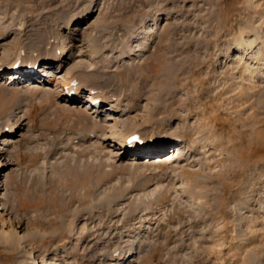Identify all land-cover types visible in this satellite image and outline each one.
Here are the masks:
<instances>
[{
  "label": "rangeland",
  "instance_id": "1",
  "mask_svg": "<svg viewBox=\"0 0 264 264\" xmlns=\"http://www.w3.org/2000/svg\"><path fill=\"white\" fill-rule=\"evenodd\" d=\"M51 1L0 0V264H264V0Z\"/></svg>",
  "mask_w": 264,
  "mask_h": 264
},
{
  "label": "bare ground",
  "instance_id": "2",
  "mask_svg": "<svg viewBox=\"0 0 264 264\" xmlns=\"http://www.w3.org/2000/svg\"><path fill=\"white\" fill-rule=\"evenodd\" d=\"M54 1V0H52ZM52 1L50 3H52ZM49 4V3H48ZM53 4V3H52ZM70 5V4H69ZM40 16L43 17V15L40 14ZM30 26H34L33 24H30L29 27L27 25V28L24 29V33H25V37L27 40H31L32 42H37L36 44H38V46L34 47V48H31V52L34 53V51L38 52L39 55L41 56V59H47L46 56H45V52H44V46H45V43H46V46H45V49L48 47V44H50V42L48 41L47 43V40H46V37L44 36V34L41 32H37L36 31L34 32V36H32L31 34L28 35V33L30 32L31 28ZM34 29V28H33ZM34 31V30H32ZM48 32V31H47ZM45 33V32H44ZM46 36H47V33H46ZM52 37V36H51ZM34 44V43H33ZM40 44H43L44 46L40 45ZM22 48V47H21ZM64 53V52H63ZM53 56H49L47 61H50V60H55V61H60L62 59V57H60L58 54H57V51H55V53H52ZM18 63V65H17ZM10 65L8 68H12L13 66H19V65H22L24 66L25 68H31L33 69L34 66L36 64H38V61H31L30 59H18V58H14V59H11L10 61H8L7 65ZM32 64V65H31ZM44 65H47V67L49 68V64H44ZM6 68V66H5ZM21 69V68H20ZM50 69V68H49ZM194 69V68H193ZM15 70H17L15 68ZM24 70V69H23ZM183 68L181 67V65H179V67L176 69L175 71V79L178 80V77L180 74L183 73ZM191 70V69H190ZM47 71V70H46ZM185 71V70H184ZM40 72H43L42 70H39V73ZM186 72V71H185ZM194 71L192 70V73ZM36 75V74H35ZM38 75V74H37ZM10 78H12V81H9L10 83L8 84H15L16 83V80L20 77H18L16 74H10ZM22 76H26L25 73L22 74ZM46 76H48L46 74ZM148 77H149V80L152 78V76H147V77H144V78H141V82L144 83V82H147L148 81ZM154 77V75H153ZM97 78V77H96ZM99 79V78H98ZM101 80V79H100ZM122 81V80H121ZM46 83V80L43 81ZM42 82V83H43ZM48 82V81H47ZM107 85H114V86H120L118 83L119 82H116L114 79L112 78H108L104 81ZM71 81H66L65 84H64V87L67 88L68 86H72L70 85ZM122 85V88H125V90L128 88V84L127 83H124L123 84V81L121 83ZM77 86V87H76ZM76 86H72L71 88L73 87H76V89L74 90L75 92L79 93L80 91V87H78V85ZM3 89V88H2ZM127 91V90H126ZM38 92L39 93H43L47 96H49V98L51 99V105L54 106V110L51 112V114H53L54 116H56V121L58 120L59 122H61V124L59 125H62L64 122L66 123H70L72 122L73 125L76 127V126H82L81 128L84 129V136L86 135L87 136V133H90L92 134L94 131L93 130H98V131H101L102 128L100 129L99 127V123H97L93 117H91L92 113H88L87 111H84V110H79V109H76V108H72L70 107V105L68 104V106H59L55 103V100H54V97H55V94L56 92L53 91V92H50V91H45V90H42V89H38ZM7 94V91H5V89L1 90L0 89V97H4L5 95ZM96 94V93H95ZM10 95V94H9ZM142 95V92H139V93H135L134 92V95L133 96H136V97H141ZM91 96V95H90ZM128 96V95H127ZM102 98V96H101ZM100 99V95H94L92 96V98H90V101H92L93 103H95L96 101H100L98 100ZM112 104V103H111ZM112 108H117L116 105L112 104ZM97 111H94L93 113H96ZM58 121L56 123H58ZM95 121V122H94ZM93 124V126H92ZM15 129V126L12 127L11 129L9 130H14ZM67 130V129H66ZM1 132V131H0ZM89 134V136H91ZM83 137V136H82ZM124 140L125 142H127L128 138L129 137H126V135H124ZM140 165H138V163H132L130 164V167L129 168H135V169H138ZM78 167V166H77ZM79 168V167H78ZM73 169H77V168H73ZM80 170V169H79ZM78 173V172H77ZM237 176L236 174H234V177ZM77 180V179H76ZM97 184V183H96ZM228 190V188H223V191H226ZM263 253H264V250H262ZM262 253V252H261ZM264 255V254H263ZM259 256V255H257ZM255 257H256V254H255ZM254 257V258H255ZM263 257V256H262ZM261 259V258H259ZM256 260V261H255ZM255 261V264H259L260 263V260L258 261V258L256 257L255 259H250V264H254L253 262Z\"/></svg>",
  "mask_w": 264,
  "mask_h": 264
}]
</instances>
